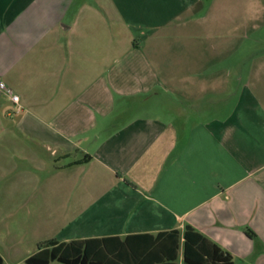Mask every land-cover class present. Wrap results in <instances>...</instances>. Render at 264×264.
I'll return each instance as SVG.
<instances>
[{"label": "crops", "instance_id": "crops-1", "mask_svg": "<svg viewBox=\"0 0 264 264\" xmlns=\"http://www.w3.org/2000/svg\"><path fill=\"white\" fill-rule=\"evenodd\" d=\"M262 41L264 0H0L4 263L191 226L264 264Z\"/></svg>", "mask_w": 264, "mask_h": 264}, {"label": "trees", "instance_id": "trees-1", "mask_svg": "<svg viewBox=\"0 0 264 264\" xmlns=\"http://www.w3.org/2000/svg\"><path fill=\"white\" fill-rule=\"evenodd\" d=\"M181 232L173 230L158 235L134 234L125 237L75 239L40 242L38 251L27 264H178ZM186 264H234L233 256L193 227L183 233ZM4 260L0 255V264Z\"/></svg>", "mask_w": 264, "mask_h": 264}, {"label": "rangeland", "instance_id": "rangeland-1", "mask_svg": "<svg viewBox=\"0 0 264 264\" xmlns=\"http://www.w3.org/2000/svg\"><path fill=\"white\" fill-rule=\"evenodd\" d=\"M255 47H256V52L257 53H260V52L264 51V41H262L261 43H258L257 42L256 45H255ZM3 264H26V263L24 261L18 262V261H10V260H7ZM50 264H63V263L58 262V261H53Z\"/></svg>", "mask_w": 264, "mask_h": 264}, {"label": "built area", "instance_id": "built-area-1", "mask_svg": "<svg viewBox=\"0 0 264 264\" xmlns=\"http://www.w3.org/2000/svg\"><path fill=\"white\" fill-rule=\"evenodd\" d=\"M0 89L4 92H6L7 94L12 96V99L15 102H19V95L15 94L13 89L10 88L8 85H6L4 82L0 81Z\"/></svg>", "mask_w": 264, "mask_h": 264}]
</instances>
